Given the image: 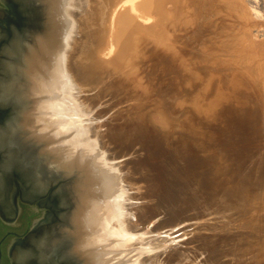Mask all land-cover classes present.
Returning a JSON list of instances; mask_svg holds the SVG:
<instances>
[{
  "label": "rangeland",
  "instance_id": "374dc122",
  "mask_svg": "<svg viewBox=\"0 0 264 264\" xmlns=\"http://www.w3.org/2000/svg\"><path fill=\"white\" fill-rule=\"evenodd\" d=\"M67 10L75 105L65 108L137 234L102 262L154 246L131 263L264 264V0H75Z\"/></svg>",
  "mask_w": 264,
  "mask_h": 264
},
{
  "label": "bare ground",
  "instance_id": "6f19581e",
  "mask_svg": "<svg viewBox=\"0 0 264 264\" xmlns=\"http://www.w3.org/2000/svg\"><path fill=\"white\" fill-rule=\"evenodd\" d=\"M10 1L18 24L0 28V207L10 214L13 181L25 196L47 195L55 206L52 219L13 247L12 263L111 264L102 262L105 254L125 250L122 242L137 234L126 228L127 213L117 197L122 205L115 203L109 171L99 164L87 131L65 108L75 105L65 71L73 25L67 9L75 0ZM113 217L119 218L116 228ZM153 247L127 249L120 262L132 264L133 253Z\"/></svg>",
  "mask_w": 264,
  "mask_h": 264
},
{
  "label": "flooded vegetation",
  "instance_id": "af4514ba",
  "mask_svg": "<svg viewBox=\"0 0 264 264\" xmlns=\"http://www.w3.org/2000/svg\"><path fill=\"white\" fill-rule=\"evenodd\" d=\"M0 28H5L8 23L17 25L16 9L11 4L0 1ZM3 26V27H2ZM5 26V27H4ZM0 110V119L2 117ZM19 184L12 182V190L8 197L10 214H5L0 207V260L12 264L11 250L39 225L45 224L55 215V206L46 199L25 196ZM31 201V202H30ZM12 208V209H11ZM2 214V215H1ZM20 243V244H21Z\"/></svg>",
  "mask_w": 264,
  "mask_h": 264
},
{
  "label": "water",
  "instance_id": "95a60500",
  "mask_svg": "<svg viewBox=\"0 0 264 264\" xmlns=\"http://www.w3.org/2000/svg\"><path fill=\"white\" fill-rule=\"evenodd\" d=\"M2 3H5V4H11V6H13L12 2L10 0H0ZM37 199H39V201L42 199H46L47 198V195H41V196H37L36 197ZM0 263H1V260H0ZM13 264V263H12Z\"/></svg>",
  "mask_w": 264,
  "mask_h": 264
},
{
  "label": "trees",
  "instance_id": "16d2710c",
  "mask_svg": "<svg viewBox=\"0 0 264 264\" xmlns=\"http://www.w3.org/2000/svg\"><path fill=\"white\" fill-rule=\"evenodd\" d=\"M2 264H7L5 260L2 261Z\"/></svg>",
  "mask_w": 264,
  "mask_h": 264
}]
</instances>
